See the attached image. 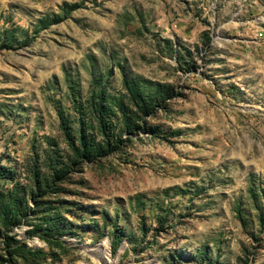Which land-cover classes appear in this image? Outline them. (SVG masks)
<instances>
[{"label": "rangeland", "instance_id": "1", "mask_svg": "<svg viewBox=\"0 0 264 264\" xmlns=\"http://www.w3.org/2000/svg\"><path fill=\"white\" fill-rule=\"evenodd\" d=\"M5 27L0 264H264V0H0Z\"/></svg>", "mask_w": 264, "mask_h": 264}, {"label": "trees", "instance_id": "2", "mask_svg": "<svg viewBox=\"0 0 264 264\" xmlns=\"http://www.w3.org/2000/svg\"><path fill=\"white\" fill-rule=\"evenodd\" d=\"M44 23L48 24V22H44ZM13 32H14V29L7 28V27L0 30V47H10L12 45V42L16 39V36H14ZM137 96H139V93L136 92L135 97ZM63 127H64V124H63Z\"/></svg>", "mask_w": 264, "mask_h": 264}]
</instances>
